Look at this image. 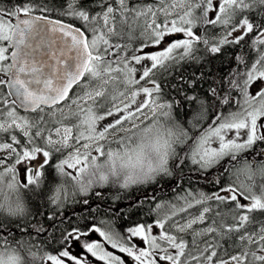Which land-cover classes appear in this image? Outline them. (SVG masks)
I'll use <instances>...</instances> for the list:
<instances>
[{
	"label": "snow or ice",
	"instance_id": "6c2138e0",
	"mask_svg": "<svg viewBox=\"0 0 264 264\" xmlns=\"http://www.w3.org/2000/svg\"><path fill=\"white\" fill-rule=\"evenodd\" d=\"M255 213L264 0H0V264H264Z\"/></svg>",
	"mask_w": 264,
	"mask_h": 264
},
{
	"label": "trees",
	"instance_id": "16d2710c",
	"mask_svg": "<svg viewBox=\"0 0 264 264\" xmlns=\"http://www.w3.org/2000/svg\"><path fill=\"white\" fill-rule=\"evenodd\" d=\"M134 43H138V41H134ZM220 60H216L214 63V67L215 68H219L220 67ZM223 70V69H221ZM199 71V66L197 65H193V64H184L182 67L177 68L175 71H173L170 75H168L165 78V84L167 85V87L165 88V92L168 93L169 95H175V90L171 87L174 84H177L179 82V78L181 76L187 78L189 77L193 72H198ZM182 118H185L182 116ZM258 150V149H257ZM246 156H248V158H252L251 157V153H246ZM201 174L198 172H190L188 169H185L184 175L181 177L180 181L178 182H169L166 185H161L158 189V198L159 200H170L172 199V197L175 195V192L173 191V188L176 187V183H179L180 187L183 188H188L189 186H191L192 188H198V187H204L206 190L211 191L213 190L211 188L210 185H206L204 183V180L201 178L198 180V177H200ZM259 183V181H258ZM139 195V193L137 192H133L131 194V198L135 199L136 196ZM35 203V202H33ZM97 201L94 199L93 200V207L96 206ZM128 204V200H122L121 202H118L117 204H115V207H122L125 211H130L131 215L130 218L128 220H126V224H130L138 219H140L142 214H137L135 210H128L125 206ZM83 206H77L75 208V213L76 216H80V215H87V210L85 209L83 212H81V208ZM107 207V204L105 203V201H99V211L103 214L105 209ZM71 211V210H70ZM191 211L195 212L196 209H192ZM255 216L264 219V214L261 213H255Z\"/></svg>",
	"mask_w": 264,
	"mask_h": 264
},
{
	"label": "rangeland",
	"instance_id": "374dc122",
	"mask_svg": "<svg viewBox=\"0 0 264 264\" xmlns=\"http://www.w3.org/2000/svg\"><path fill=\"white\" fill-rule=\"evenodd\" d=\"M149 50H154V49H149Z\"/></svg>",
	"mask_w": 264,
	"mask_h": 264
}]
</instances>
